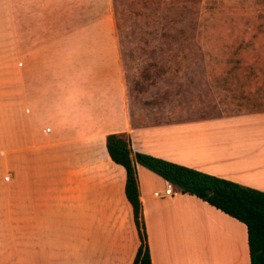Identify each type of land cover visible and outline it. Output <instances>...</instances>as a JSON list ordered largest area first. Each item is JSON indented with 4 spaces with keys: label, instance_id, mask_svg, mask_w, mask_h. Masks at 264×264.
Returning <instances> with one entry per match:
<instances>
[{
    "label": "crops",
    "instance_id": "0c3cea01",
    "mask_svg": "<svg viewBox=\"0 0 264 264\" xmlns=\"http://www.w3.org/2000/svg\"><path fill=\"white\" fill-rule=\"evenodd\" d=\"M90 1L38 0V14L17 17V6L26 1L0 0V53L3 48L7 54H41L58 41L62 50L58 53L79 56L60 63V70L90 72L89 77L67 86L62 74L39 78L38 95L25 99L27 134L22 145L17 140L15 115L8 110L2 124L0 120V229L15 231L20 225L28 233L24 262L29 264L33 200L39 196L41 209L54 202L58 212L73 203L66 194L77 190L74 183L82 185L84 196L79 204L87 209L86 214L107 210L112 226L125 214L130 240L121 264L132 263L140 241L124 193L125 169L111 160L106 149L109 133L127 135L133 152L264 191V110L144 121L128 107L122 93L119 72L125 67L111 12H66L84 3L89 6ZM27 22L38 25L34 29ZM63 24L71 25L64 29ZM50 26L57 30L53 32ZM2 30L6 33L1 38ZM67 39H74L75 45L64 50ZM33 117L39 119L35 132ZM21 153L23 175L17 174ZM63 165L69 175L74 172L83 178H57ZM136 170L151 264H250L243 222L174 188L173 195L159 197L155 192L163 193L171 184L138 163ZM18 214L23 216L22 226L16 223L18 218L21 221ZM110 262L115 264L114 255Z\"/></svg>",
    "mask_w": 264,
    "mask_h": 264
},
{
    "label": "rangeland",
    "instance_id": "374dc122",
    "mask_svg": "<svg viewBox=\"0 0 264 264\" xmlns=\"http://www.w3.org/2000/svg\"><path fill=\"white\" fill-rule=\"evenodd\" d=\"M25 1L17 6V17L39 13L38 0ZM107 10L125 67L119 72L122 93L128 107L144 121L264 110V83H259L264 81V0H91L89 6L84 3L66 12L102 15ZM37 25L26 24L34 29ZM5 33L1 31V38ZM64 44L68 50L75 40H64ZM58 45L56 41L35 55L7 54L1 48L0 120L2 124L8 110L15 115L21 145L27 134L25 99L38 95L39 78L62 74L64 85H70L89 77L87 71L59 69L63 61L79 56L58 53L62 51ZM38 122L32 118L33 129ZM19 160L17 174L23 175L22 153ZM59 169L57 178H83L74 172L69 175L64 165ZM73 185L77 190L66 194L73 203L58 212L54 202L41 209L39 196L33 200L30 264H111L113 255L114 263L121 264L130 240L125 214L114 226L107 210L86 214L79 204L82 185ZM20 217L16 223L22 226ZM27 235L20 225L15 231L0 229V264H29L24 262Z\"/></svg>",
    "mask_w": 264,
    "mask_h": 264
},
{
    "label": "trees",
    "instance_id": "16d2710c",
    "mask_svg": "<svg viewBox=\"0 0 264 264\" xmlns=\"http://www.w3.org/2000/svg\"><path fill=\"white\" fill-rule=\"evenodd\" d=\"M105 145L111 160L125 169L124 193L131 205L140 241L131 264H151L139 197L137 163L168 181L176 191L195 195L243 222L247 228L250 264H264V191L150 154L133 152L130 138L123 133L107 134Z\"/></svg>",
    "mask_w": 264,
    "mask_h": 264
},
{
    "label": "built area",
    "instance_id": "2783aa9c",
    "mask_svg": "<svg viewBox=\"0 0 264 264\" xmlns=\"http://www.w3.org/2000/svg\"><path fill=\"white\" fill-rule=\"evenodd\" d=\"M7 178V176L5 177ZM174 194V189H173V186L172 185H168L165 190L163 191V193H158V192H155V195L159 196V197H166V196H171Z\"/></svg>",
    "mask_w": 264,
    "mask_h": 264
}]
</instances>
